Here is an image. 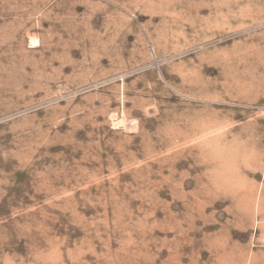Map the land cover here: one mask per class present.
I'll return each instance as SVG.
<instances>
[{"label":"rangeland","instance_id":"rangeland-1","mask_svg":"<svg viewBox=\"0 0 264 264\" xmlns=\"http://www.w3.org/2000/svg\"><path fill=\"white\" fill-rule=\"evenodd\" d=\"M0 264H264V0H0Z\"/></svg>","mask_w":264,"mask_h":264}]
</instances>
